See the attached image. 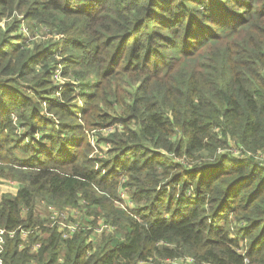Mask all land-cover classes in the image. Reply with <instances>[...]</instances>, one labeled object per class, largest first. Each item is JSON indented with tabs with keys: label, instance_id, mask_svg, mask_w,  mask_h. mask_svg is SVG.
<instances>
[{
	"label": "trees",
	"instance_id": "obj_1",
	"mask_svg": "<svg viewBox=\"0 0 264 264\" xmlns=\"http://www.w3.org/2000/svg\"><path fill=\"white\" fill-rule=\"evenodd\" d=\"M3 21L0 225L47 234L4 264H264V0H0ZM41 204L122 235L63 239Z\"/></svg>",
	"mask_w": 264,
	"mask_h": 264
},
{
	"label": "built area",
	"instance_id": "obj_2",
	"mask_svg": "<svg viewBox=\"0 0 264 264\" xmlns=\"http://www.w3.org/2000/svg\"><path fill=\"white\" fill-rule=\"evenodd\" d=\"M16 183V182H15ZM133 204V202H130ZM124 209H126L124 207ZM47 214L45 217V223L43 224V227H57L58 232H60L63 239H68L73 236L76 232H80L81 230H84L86 232H89L90 236L92 234L101 236L104 233H114L116 228L114 225H112L109 222L102 221V223L98 224V226H88V227H82L77 222H70L68 219V216L64 212V210H58L54 208L53 206H49L47 208ZM20 234L22 242H27L30 235L37 233L40 238H44L46 236V232L42 229L41 226H31L30 228H23L19 227L13 230H8L7 228L0 225V264H4V252L6 249V243L10 239L12 240L15 238L17 234ZM88 242H91V237L87 239ZM22 243L21 249L24 247V244ZM41 243L36 242L31 246L32 252H37L40 248ZM184 264H195V260L192 257H186L182 259ZM174 263V261L172 262Z\"/></svg>",
	"mask_w": 264,
	"mask_h": 264
},
{
	"label": "rangeland",
	"instance_id": "obj_3",
	"mask_svg": "<svg viewBox=\"0 0 264 264\" xmlns=\"http://www.w3.org/2000/svg\"><path fill=\"white\" fill-rule=\"evenodd\" d=\"M0 25H2V27H3L4 21ZM25 32L27 33L26 29H25ZM29 37L31 40H38L39 41V40H41L42 36L40 33V34H37L35 37H31L30 31H29ZM44 39H45V37H44ZM57 80L60 83H65V81L68 80V78H63V77L59 76L57 78ZM72 104H78V106H80L79 110H82V108L84 106L83 103L79 101V99L78 100L74 99L72 101ZM77 123L80 124V120H78ZM41 129L45 130V126H41ZM37 136H40V133L36 134V138H37ZM88 138L91 142V147L94 146V148H95V152H92V153H94L95 155L98 154L99 156L103 157L104 154L108 151V147L102 143L97 144L96 141L91 136H89ZM233 153L235 156H239V153L236 150H234ZM15 182L5 181V179H0V199H1L3 194L9 193L8 191L11 192L12 186L17 185L19 188V183L18 182L15 183ZM12 194H15V193H12ZM130 202H131V199H130L129 193L126 190L122 189L119 193V198H117V200L115 201V207L118 209L119 208L122 209L124 207L125 208L129 207L130 209L133 210V208L135 207V203H133V205H132ZM36 209H37V212L40 211L41 213H46L47 206L45 207L44 204H41V205L37 206ZM64 212L68 216V219L70 220V222H77L83 228L88 227V226H93V227L98 226V224L102 223V221L105 220L103 218V216H99L101 218L98 220V223L94 224L93 221L96 220V216L94 214H91V213H93V211L91 210V213H89V211H87V209H85L83 206L81 208H77V209L75 207H72V206L70 208L67 207L64 209ZM100 215H104V213H102ZM223 217H225V216H223ZM115 228H116V231L114 234L119 233L122 235V232H121L122 230H119L118 226H115ZM89 236H90V234H89ZM92 238H94V239L100 238L101 239L102 235L101 236L95 235V237L92 236ZM170 264H184V262L182 261V259H178V260H175L174 263H170Z\"/></svg>",
	"mask_w": 264,
	"mask_h": 264
},
{
	"label": "crops",
	"instance_id": "obj_4",
	"mask_svg": "<svg viewBox=\"0 0 264 264\" xmlns=\"http://www.w3.org/2000/svg\"><path fill=\"white\" fill-rule=\"evenodd\" d=\"M17 189H18V186L14 185V186L11 187V192L10 191H8V192L9 193H16V191H18ZM23 217H24V213H23Z\"/></svg>",
	"mask_w": 264,
	"mask_h": 264
}]
</instances>
